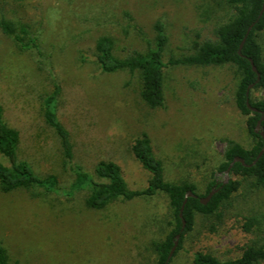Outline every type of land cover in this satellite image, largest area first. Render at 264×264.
I'll return each instance as SVG.
<instances>
[{"label":"rangeland","instance_id":"obj_1","mask_svg":"<svg viewBox=\"0 0 264 264\" xmlns=\"http://www.w3.org/2000/svg\"><path fill=\"white\" fill-rule=\"evenodd\" d=\"M231 11L225 0H0V12L26 25L38 45L20 48L0 30L3 118L19 132L18 158L39 176L57 179L51 191L0 190V240L12 264H157L153 242L173 227L168 197L158 193L92 209L85 205L87 184L77 185L75 176L81 167L97 179L95 165L112 160L130 188H144L149 173L130 150L142 132L148 133L166 179L192 182L200 194L212 180L241 182L216 215L196 214L170 264H193L195 251L233 258L253 240L264 243V188L217 170L230 140L247 148L254 143L247 117L234 101L236 68L167 66L164 103L150 109L139 98L137 74L102 72L95 56L100 35L113 38L119 57L145 52L160 20L167 35L164 60L179 57L191 52L194 42L214 39L215 27ZM257 36L264 57V29ZM55 84L71 161L43 119L44 98ZM252 97H264V90H254ZM0 161L8 163L1 155ZM249 219L262 223L260 232L255 224L249 228Z\"/></svg>","mask_w":264,"mask_h":264},{"label":"trees","instance_id":"obj_2","mask_svg":"<svg viewBox=\"0 0 264 264\" xmlns=\"http://www.w3.org/2000/svg\"><path fill=\"white\" fill-rule=\"evenodd\" d=\"M225 3L232 11L224 22L215 27V38L194 42L189 53L179 57L170 56L166 61L164 60L167 35L163 22L157 20L153 26L154 39L148 42L145 52L133 50L119 57L114 53L113 38L108 35L98 36L95 39L96 62L100 70L105 73L128 71L130 74H137L139 98L150 109L159 108L164 103L165 67L177 64L234 66L239 74L234 101L241 114L247 117V129L254 143L247 148L230 140L217 170L225 172L228 169L231 174L251 179L253 185L261 189L264 188V137L260 133L261 131L264 133V97L254 100L252 95L256 89L264 90L263 49L257 36L258 32L264 29V0H225ZM0 30L10 36L20 48L26 46L38 48L36 38L29 36L28 27L6 18L3 12H0ZM27 35L28 40H25ZM251 61L257 71L253 70ZM59 90L60 86L55 84L53 91L44 98L43 119L57 135L65 160L71 161L73 151L69 131L59 120L55 105ZM248 104L256 110H252ZM258 121L260 127L256 129ZM18 144L19 132L5 122L3 108L0 105V155L8 161V163L0 161V190L9 192L33 187L45 191L53 190L57 185L56 177L54 175L42 177L36 174L27 161L18 158ZM130 150L149 173L144 188H130L120 166L112 160H100L95 165L97 179L89 177L81 167H77L76 184H87L85 205L92 209H102L118 200L127 201L140 196L165 194L172 210L173 227L163 239L153 242V249L156 252L157 264H170L182 248L185 234L193 229L196 214L216 215L221 206L237 192L241 182L238 179L220 182L212 180L206 191L200 194L196 192V185L192 182H174L165 178L163 163L155 155L148 133L142 132L135 137ZM261 150L262 153L259 155ZM235 157L242 158L244 163L234 161ZM212 188H216V191L205 203H202L200 198L208 195ZM187 191H192L197 196L187 197L180 217L179 212ZM182 219L185 225L181 230ZM248 223L249 228L255 224L258 231H261V222L253 223L252 219H249ZM177 233H180L178 245L169 257ZM192 260L193 264H263L264 243L253 240L245 244L237 256L228 259H219L209 252L195 251ZM0 264H12L1 240Z\"/></svg>","mask_w":264,"mask_h":264},{"label":"water","instance_id":"obj_3","mask_svg":"<svg viewBox=\"0 0 264 264\" xmlns=\"http://www.w3.org/2000/svg\"><path fill=\"white\" fill-rule=\"evenodd\" d=\"M263 8H264V6H263ZM262 12V11H261ZM245 39V38H244ZM244 39L242 40V42L240 43V47L242 46V44H243V41H244ZM251 63H252V68H253V70L254 71H257V68H256V66L254 65V63H253V61H251ZM248 103V102H247ZM249 105V104H248ZM249 107L252 109V110H256V108L255 107H252V106H250L249 105ZM260 127V121H258V123H257V127H256V129H258ZM261 133V135L264 137V133L261 131L260 132ZM262 153V150L260 151V153H259V155ZM258 155V156H259ZM234 161H240V162H242V163H244V160L242 159V158H240V157H235L234 158ZM227 172H228V169H227ZM216 191V188H212V190L208 193V195H206L205 197H201L200 198V201L202 202V203H205L211 196H212V194L214 193ZM189 196H197L195 193H193L192 191H187V193L185 194V197H184V200H183V203H182V206H181V209H180V212H179V215H180V217H182V210H183V206H184V204H185V202H186V200H187V197H189ZM184 225H185V221L182 219V227H181V230L184 228ZM179 238H180V233H177L176 235H175V240H174V244H173V246H172V248H171V250H170V252H169V257L173 254V252L175 251V249H176V247H177V245H178V240H179Z\"/></svg>","mask_w":264,"mask_h":264}]
</instances>
